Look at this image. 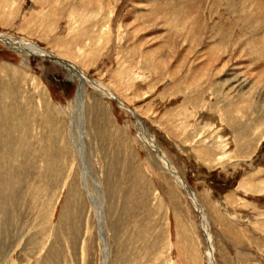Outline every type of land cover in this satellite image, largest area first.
I'll use <instances>...</instances> for the list:
<instances>
[{"label": "rangeland", "instance_id": "374dc122", "mask_svg": "<svg viewBox=\"0 0 264 264\" xmlns=\"http://www.w3.org/2000/svg\"><path fill=\"white\" fill-rule=\"evenodd\" d=\"M235 15L218 0H0V33L114 96L0 41V264H208L193 200L131 111L207 215L215 264H264V54L246 43L263 23Z\"/></svg>", "mask_w": 264, "mask_h": 264}, {"label": "bare ground", "instance_id": "6f19581e", "mask_svg": "<svg viewBox=\"0 0 264 264\" xmlns=\"http://www.w3.org/2000/svg\"><path fill=\"white\" fill-rule=\"evenodd\" d=\"M219 2L220 4L224 3L225 8H228V10L231 12V15L236 14L233 17V19L236 21H239L241 26L245 24L244 26H242V29L247 26L248 30L252 31L255 28H257V26H259L261 23H263L260 26L261 33H258L257 35L252 34V33L249 34V38L247 39L246 43L254 49L253 54L255 53L257 54L258 48H260L262 51V54H264V0H218V3ZM0 41L4 42L11 49L13 48L18 51L25 49L26 51H28V53H34L42 57L47 55L52 58H56L57 61L60 63V65H63L64 67H66L67 77H69V79H72L73 81L74 80L78 81L77 83L79 84V91L85 85H88V86L91 85L99 93L104 94V96L108 95V96L114 97L112 93H110L109 90L106 87L102 86L99 82L92 80V79H88V77H86V75L81 71V69L77 67V65L72 64L71 62L66 61L64 59H61L59 58V56L58 57L53 56L52 53H50L49 51H45L44 49L36 46L35 44H32L28 41L26 42L22 38H17L15 36L9 37L2 33H0ZM118 103L120 105L122 104V102L121 103L118 102ZM131 113L136 118L135 124L138 125L137 126L139 129L138 132H139L141 139L144 140V142L147 143L151 147V149L154 150L156 155H158V157L160 158L163 166L166 168V170L170 171L174 180L183 189L185 186L183 185L184 182L182 181V178L177 174L176 170H174L172 165L168 162L166 156L163 155V153L161 152V149H159L155 140H153L151 134L148 132V130L143 125L142 120L139 117H137L133 111H131ZM185 190L184 192L187 194V196L191 200H193L195 207L201 218V228L205 232V235H206V246H207L206 259L208 261V264H215V261H213V255H212L213 246H212L210 230L208 228L209 222H208L207 215H205L204 210L202 206L200 205V203L197 200H195V198L190 194L189 191H187V189Z\"/></svg>", "mask_w": 264, "mask_h": 264}, {"label": "water", "instance_id": "95a60500", "mask_svg": "<svg viewBox=\"0 0 264 264\" xmlns=\"http://www.w3.org/2000/svg\"><path fill=\"white\" fill-rule=\"evenodd\" d=\"M43 58H48V59H51V60H54V61H55V58H52V57H50V56H46V57H43ZM182 181H183V179H182ZM183 182H184V181H183ZM183 185L185 186V187L183 188V190L187 189V191H189L190 194H191L193 197H195V196H194V193L192 192V190L190 189V187L186 184V182H184ZM185 191H186V190H185Z\"/></svg>", "mask_w": 264, "mask_h": 264}]
</instances>
